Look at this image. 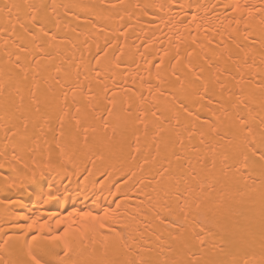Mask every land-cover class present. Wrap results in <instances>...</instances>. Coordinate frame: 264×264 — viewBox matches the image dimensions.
<instances>
[{
	"label": "bare ground",
	"instance_id": "obj_1",
	"mask_svg": "<svg viewBox=\"0 0 264 264\" xmlns=\"http://www.w3.org/2000/svg\"><path fill=\"white\" fill-rule=\"evenodd\" d=\"M262 155L264 0H0V264H264Z\"/></svg>",
	"mask_w": 264,
	"mask_h": 264
},
{
	"label": "snow or ice",
	"instance_id": "obj_2",
	"mask_svg": "<svg viewBox=\"0 0 264 264\" xmlns=\"http://www.w3.org/2000/svg\"><path fill=\"white\" fill-rule=\"evenodd\" d=\"M262 159H264V155H262ZM101 227H103V225H101ZM36 264H39V261H37ZM142 264H151V262H142Z\"/></svg>",
	"mask_w": 264,
	"mask_h": 264
}]
</instances>
